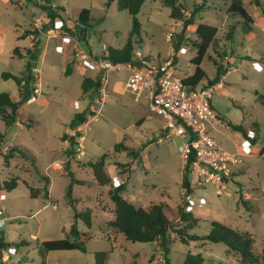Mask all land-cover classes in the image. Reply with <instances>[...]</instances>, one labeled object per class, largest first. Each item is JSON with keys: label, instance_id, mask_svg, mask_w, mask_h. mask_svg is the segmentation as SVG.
<instances>
[{"label": "rangeland", "instance_id": "1", "mask_svg": "<svg viewBox=\"0 0 264 264\" xmlns=\"http://www.w3.org/2000/svg\"><path fill=\"white\" fill-rule=\"evenodd\" d=\"M178 1L186 6L187 19L193 8L199 7L195 24L185 32L183 21L172 19L170 8L162 0H146L136 16L140 27L133 33V16L119 10L117 0L110 6L106 5L107 0H0V92H8L22 103L15 122L7 124L0 117V132L9 141L6 144L4 140L0 153V221L4 222L0 227V264H95V253L100 251L109 252L106 264H165L166 254L160 241L134 242L109 226L115 217V204L109 196V190L116 188L112 183L115 174L122 176L121 195L135 206L163 204L176 227L184 226L179 218L180 209L190 212L200 221L192 233L200 235L209 233V224L218 221L248 233L254 240V251L258 254L264 251V103L260 101L264 93V31L255 28V39L245 40L244 20L227 14L232 0ZM240 1L250 18L255 16L257 6L264 11V0ZM83 9L90 14L85 41L76 27ZM52 10L57 13L56 18L75 30L72 36L88 52H101L102 45L120 49L131 38L137 55L151 64L163 63L174 55L180 77L196 68L192 60L200 43L197 26L218 28L201 63L207 77L199 83L207 84L208 78L214 79L220 68V78L222 74L226 76L224 93L213 99L220 123L215 125L212 135L218 145L235 152L247 140L248 130L255 133V138L250 139L251 152L240 155L224 185L212 182L200 185L195 175L190 174L189 189L186 187L183 183L186 163L177 150L180 139L171 135L164 118L150 109L146 93L137 101L126 91L127 71L110 73L108 98L98 116L91 119L96 115L91 107L98 111L101 93L98 88L84 92L82 83L88 77L100 82L99 73L84 71L78 65L74 47L58 53V37L37 31L42 24L43 31H47L45 25L51 22ZM178 40L181 47L175 51ZM27 50L37 54V59L27 55ZM66 60L73 67H80L85 76L78 68L74 74L65 75ZM224 61L227 63L223 64ZM34 66L41 70L43 94L26 103L21 99L20 85L2 74L29 76ZM89 73H94L93 77ZM116 81L124 84V90L114 91ZM77 101L79 108L75 107ZM82 112L89 122L84 127L85 153L69 158L76 163L73 171L71 163L70 169H66L69 148L73 146L69 133L64 131L67 125L69 130L72 128V119ZM68 139L69 143L60 145ZM117 144L121 146L115 148ZM11 150L14 155L7 157ZM61 158L65 162L54 161ZM102 158L111 178L106 185L96 181L90 166ZM70 184L71 198H68ZM188 194L197 200L203 197L207 203L191 207ZM87 210L91 211V229L75 218L76 213ZM75 222L81 234H87L81 236L86 242V252L43 249V241L67 237ZM168 248L169 264H183L189 254H200L204 258L202 264H243L223 243L207 240L183 243L177 234L171 233Z\"/></svg>", "mask_w": 264, "mask_h": 264}, {"label": "trees", "instance_id": "2", "mask_svg": "<svg viewBox=\"0 0 264 264\" xmlns=\"http://www.w3.org/2000/svg\"><path fill=\"white\" fill-rule=\"evenodd\" d=\"M32 1V0H27ZM115 0H107L106 5L110 6ZM146 0H117L118 9L126 10L130 15L133 16V33H137L140 27V23L137 19V15L140 12L142 5ZM258 2L257 0H255ZM162 4L169 7L171 10L170 17L175 20L183 21V29L185 32L188 26L195 24V15L198 12L199 7H194L189 18L184 17V13L187 11L186 6L180 3L178 0H162ZM227 13L231 17H239L244 20V29L248 30L250 28L249 23L251 18L248 15L246 9L242 6L240 0H232ZM57 13L52 10L49 14L51 22L45 25V29L49 30L53 27L56 20L63 22V32L66 35H75V30L70 29L66 22L61 18H56ZM59 17V15H58ZM77 29L82 36L81 40L86 39L85 34L87 32V27H90V14L87 9H83L77 18ZM218 32L217 27H213L207 24H199L196 29V34L200 38V43L198 44L197 55L193 58L192 64L196 66L193 74L185 78L184 83L187 85H197L204 78L207 77L206 72L201 67V63L207 54L210 45L213 43L216 34ZM181 47V41L178 40L175 44V51H178ZM19 48L15 49V54L18 53ZM28 54L32 55V58L37 59V54H32L30 50H27ZM109 57L115 62H129L136 59V52L132 44L131 38L128 42L120 49L109 47ZM176 61V58L174 56ZM221 68L218 71L214 79L208 78V83L213 84L219 80L221 75ZM73 72V64L69 62L66 64L65 75L70 76ZM2 77L5 79L13 78L17 84L20 85L22 80L29 79L28 74L25 76H16L11 73H3ZM100 82L98 79H92L90 77L84 78L82 83V88L84 92H87L93 88H98ZM27 94L22 95L21 99L27 100ZM260 101L264 103V93L260 96ZM22 103L12 98L11 94L8 92H0V117L7 124L15 122L18 116V111ZM86 120L85 113H77L72 119L70 126L76 127L77 125L83 123ZM230 126L232 124H229ZM234 129H241L240 126L232 125ZM5 136L0 132V153L2 150V145L4 144ZM75 140L72 138L71 146H74ZM121 144H117L115 148H118ZM27 150V148H25ZM19 152L23 154V151L18 149ZM72 152L69 149V154ZM14 155V150L9 152L7 157ZM191 163L189 160L184 167L183 183L189 189L190 186V174H191ZM94 177L100 185H106L111 181L110 176L105 171V159L102 158L95 163L90 164ZM66 169H69L68 161L66 162ZM71 175V174H70ZM9 187V186H8ZM13 189V188H12ZM72 184L68 186V191L66 196L71 198ZM124 190V186H119L114 189L109 190V196L113 203L115 204V217L109 222V226L115 231L123 234L126 239L140 242V243H154L160 241V247L166 254L165 264H169L167 254L169 253L168 239L171 233L177 234L183 243H188L190 241H201L207 240L212 243H223L228 248V251L235 253L241 263L243 264H264V251L262 253H256L254 251V240L252 237L245 232H239L232 229L218 221H213L209 224V233L205 235H200L197 233H192L193 230L200 226V221L193 217L190 212H185L180 209L179 218L180 222L184 226H175L168 215L165 213L163 204H154L148 208L137 207L132 202L127 200L121 195V191ZM35 197V196H34ZM76 220H82L87 229L92 227L91 211L87 210L81 214H75ZM86 236L87 234H81L77 227V223H73L70 229V234L61 239L45 240L42 242V247L46 251H66V250H79L86 252V242L81 239V236ZM109 252L100 251L95 253V264H106L108 260ZM204 258L200 255L189 254L183 264H202Z\"/></svg>", "mask_w": 264, "mask_h": 264}, {"label": "built area", "instance_id": "3", "mask_svg": "<svg viewBox=\"0 0 264 264\" xmlns=\"http://www.w3.org/2000/svg\"><path fill=\"white\" fill-rule=\"evenodd\" d=\"M177 22L179 23V21ZM63 27V22L56 20L53 27L46 31L47 33L43 31V24L42 28L37 31L44 36L58 37L60 41L56 45L58 53H65L74 47L76 49L74 58L78 65L84 71L99 73L98 91L101 93V105L98 111L91 107L93 112L96 111V115L94 113L91 119L98 116L108 98L107 86L110 73L127 71L129 75L125 83L126 91L131 92L137 101L144 93L147 94L150 109L163 117L165 128L170 131L171 135L180 139L177 150L184 163L187 164L189 160H192L191 174L195 175L198 184L204 185L212 182L224 185V182L231 177L233 167L238 165L240 155L251 152L250 139L255 138L254 132H248L247 140L241 149L235 152L218 145L212 135V130H215V125L219 122L213 99L216 94H223L225 76L222 75L221 79L213 84L187 85L184 80L191 74L181 77L177 75L174 55L158 64H151L146 58H140L137 53L136 59L133 61L115 62L110 59L109 48L105 45H102L101 52H88L80 45L77 38L62 32ZM245 39L252 40L253 36L247 33ZM256 67H259L257 63ZM20 93L27 94L26 103L34 102L38 96L43 94L41 70L38 67H32L29 79L21 81ZM75 107L79 108L78 101L75 102ZM88 123L85 120L69 130L70 139L74 138L75 140L74 146L69 148L72 150L69 158L84 155V143L87 138L84 127H87ZM70 139L67 140L68 143L71 141ZM5 143L9 144V141L5 140ZM119 178V175H115L112 179L116 187L122 183ZM5 195L2 198L5 199ZM187 200L191 207L203 206L207 203L205 198L200 197L197 200L192 194H188ZM3 226L4 222L0 221V227Z\"/></svg>", "mask_w": 264, "mask_h": 264}, {"label": "crops", "instance_id": "4", "mask_svg": "<svg viewBox=\"0 0 264 264\" xmlns=\"http://www.w3.org/2000/svg\"><path fill=\"white\" fill-rule=\"evenodd\" d=\"M245 8V7H244ZM258 8H260V7H258L257 6V8H256V13H255V16H251L252 18H251V22L249 23V25H250V27H248V28H250V29H246L245 30V32H244V39H245V34H247V33H250L252 36H253V39H255V35H254V29L256 28V29H258V30H260V31H264V11L263 10H259ZM228 14V13H227ZM248 15H250V14H248ZM257 21H258V23H257ZM68 23L71 25V24H73L72 22H69L68 21ZM178 23V22H177ZM178 25H179V23H178ZM261 25V26H260ZM252 39V40H253ZM246 40V39H245ZM247 41H251V40H247ZM60 43V41L58 42V44ZM227 58H229L228 56H227ZM258 62V61H257ZM225 63H227V62H223V64H225ZM229 63V62H228ZM66 64H67V60H66ZM230 64V63H229ZM258 66L260 67V65L258 64ZM66 68V67H65ZM79 69L80 71H81V73H82V75L83 76H85L84 75V73H83V70H81V68L80 67H78V66H74L73 67V72H72V74H74L75 73V71H76V69ZM64 71H65V69H64ZM89 72H91V71H89ZM93 72H95V71H93ZM227 73H228V71H227ZM71 74V75H72ZM90 74V73H89ZM190 74H193V73H190ZM92 77H93V75H94V73H91L90 74ZM223 76H225L224 74H222ZM222 77V76H221ZM226 77V76H225ZM221 78L219 77V80H220ZM122 85H124L121 81H116V82H114V91L116 92V91H121V90H124V88L122 87ZM225 90V89H224ZM19 93H20V90H19ZM223 93H224V91H223ZM12 96V98L14 99V96L13 95H11ZM16 123H18L19 124V122H16ZM220 123V120H219V122L217 123V124H219ZM69 126L67 125L66 126V129H65V131H64V133H67L68 134V132H69V128H68ZM248 132H254V131H252V130H248L247 131V133H246V138H247V134H248ZM63 133V134H64ZM63 143H68L67 142V140L65 141V142H60V145L61 146H63ZM25 148H27V147H25ZM28 149V148H27ZM71 154V153H70ZM62 158H63V154H62ZM62 158L61 159H56V160H54V161H58V162H65V161H63L62 160ZM73 159V158H72ZM54 161H52V162H54ZM68 161V165H69V169H70V165L72 164L73 165V167H72V170L74 171V169H75V166H76V163H75V161H69V157H67V160H66V162ZM51 162V163H52ZM65 162V163H66ZM50 163V164H51ZM71 163V164H70ZM49 164V165H50ZM48 165V166H49ZM47 166V167H48ZM115 175H119V179H121L122 180V176H121V174H115ZM115 175H113V177L115 176ZM113 183V182H112Z\"/></svg>", "mask_w": 264, "mask_h": 264}]
</instances>
